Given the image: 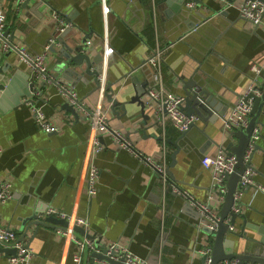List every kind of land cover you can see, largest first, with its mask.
<instances>
[{
  "label": "crops",
  "instance_id": "1",
  "mask_svg": "<svg viewBox=\"0 0 264 264\" xmlns=\"http://www.w3.org/2000/svg\"><path fill=\"white\" fill-rule=\"evenodd\" d=\"M11 2L0 0V8L8 9L6 30L32 52L43 51L57 35L55 12L74 24L63 40L74 46L76 37L87 39L94 47L91 54L102 56L96 64L100 74L75 66L62 77L58 58L51 52L46 61L50 73L75 88L89 107H102L109 126L125 132L140 150L160 159L165 147L174 174L171 178L168 171L170 183L206 201L212 173L202 165V158L226 150L230 141L238 144L237 137L225 132L222 119L250 82L264 86V15L260 24H251L241 15V0L233 4L228 0H29L18 8H12ZM173 6H180L178 13ZM156 49L162 50L163 81L169 91L186 96L189 79L203 80L220 101V112L213 106L192 105L198 119L185 138L148 100L152 68L145 61ZM7 61L25 73L30 71L16 53L0 52V64ZM253 64L262 67L261 75L251 70ZM107 84L116 102L104 95ZM138 85L145 110L132 99ZM39 88L42 96L32 90V100L43 105L57 131L39 127L29 101L21 99L17 107L0 112V174L13 183L12 197L0 204V222L13 228L17 239L33 251L34 263L73 264L77 252L73 240L58 233L62 226L46 220V210L52 206L87 218L89 226L76 235L99 237V249L105 243L121 242L148 264H204L195 250L206 241L213 246L214 236L200 225L199 211L188 197L165 189L152 167L116 147L108 135L102 137L106 147L95 159L100 168L98 192L88 195L89 121L63 108L65 101L55 83L46 81ZM256 125L261 137L252 164L256 180L264 185V103ZM176 148L180 150L171 167ZM240 205L234 230L225 235L224 250L255 256L264 247V192L245 190ZM81 255L82 264H111L90 255L86 259L85 252ZM9 256L0 252V264H20ZM244 264L262 263L247 260Z\"/></svg>",
  "mask_w": 264,
  "mask_h": 264
},
{
  "label": "built area",
  "instance_id": "2",
  "mask_svg": "<svg viewBox=\"0 0 264 264\" xmlns=\"http://www.w3.org/2000/svg\"><path fill=\"white\" fill-rule=\"evenodd\" d=\"M25 0H12L10 3L12 8H18ZM194 2H188V6H192ZM241 15L253 25L261 23L264 15V1L262 0H241L239 6ZM8 9L0 8V52H14L20 62L26 65L27 70L33 76H36V82H53L58 87V94L62 96L65 102L74 106L79 116L88 120L90 125V135L88 138V151L86 155V170L85 180L88 187V195L94 196L98 192V183L100 178V168L96 163L97 155L103 150L106 145L102 141L104 135H108L115 143V146L128 151L134 155L141 163L152 167L160 176L164 188H169L174 193L183 195L189 198V201L200 213V225L207 226L213 232L219 227L221 214L219 206L225 201L228 191L227 174L234 171L238 159L235 154H229L226 150L220 149L213 155H205L202 158V165L209 169L212 173V185L206 201H199L190 197L188 193L181 189L176 183H170L167 163V151H161V158L156 159L154 155L137 148L133 141H131L126 133L120 129L109 126L108 117L104 109L100 106L92 108L89 107L86 101L80 97L77 90L66 84L60 82L54 74L50 73L47 66V58L50 55V44L44 46V50L40 53L32 52L20 39L11 38L9 32L6 33ZM54 20L57 22V32H63L66 28L73 26L71 21L60 15L58 12L54 13ZM162 50L156 49L145 61L146 64L152 68L150 78V85L148 86L147 96L152 108L158 113H161L181 131H185L192 123L198 119L196 114H187L183 106L185 104V96L172 91H169L163 81L162 71ZM251 70L255 75L262 74V67L258 64H253ZM42 80V81H41ZM40 89H36L34 95L42 96ZM264 88L256 81L248 84L245 92L241 94L233 103L229 113L223 117L222 123L226 133L230 136L236 130H242L248 127L251 119V110L255 99L263 94ZM35 96H31L29 105L35 122L39 127L47 132L57 131L59 128L53 124L44 112L43 105L33 102ZM261 137L260 128L257 125L254 127L246 147L243 163L245 165L244 171L240 176L237 188L234 193V204L231 210L235 213L240 212L242 206L240 205L244 192L250 189L254 193L259 191L264 192V185L256 180L257 170L252 164L253 154L256 151L258 140ZM167 148V147H166ZM2 149L0 148V156ZM13 183L11 179L3 177L0 174V204L7 202L12 197ZM47 215H54L59 218H64L68 221L67 226L58 227L57 231L67 237H70L76 244L77 252L73 255V264H82V252H91L99 249L100 238H90L84 236L77 237L75 233V226L87 228L89 220L85 217L74 216L62 210L50 206L46 210ZM225 223L229 224V231L234 230V225L231 224V217L224 219ZM0 244L4 247H15L16 254L9 256L11 262L20 264H37L34 263V253L31 249L26 248L22 241L17 239L16 232L13 228L4 225L0 222ZM107 247V254L114 260L123 259L127 264H148L145 258L134 255L131 249L121 242H111L104 244ZM213 246L209 241H206L202 247L195 251L205 258L204 264L211 263ZM219 264H239L238 259L230 261L225 260Z\"/></svg>",
  "mask_w": 264,
  "mask_h": 264
},
{
  "label": "water",
  "instance_id": "3",
  "mask_svg": "<svg viewBox=\"0 0 264 264\" xmlns=\"http://www.w3.org/2000/svg\"><path fill=\"white\" fill-rule=\"evenodd\" d=\"M264 1V0H262ZM29 2V0H25L23 3L26 5ZM236 0H228L229 4L235 3ZM174 11L176 10L177 13L180 10V6H173L172 8ZM70 28H66L63 32L57 33V35L53 36V40H49L50 44L49 50L50 52L58 58V63L60 64L58 67V73L63 76L67 75L68 73H71L72 67L75 66H85L86 71L88 73L94 74L98 76L100 74L99 66L96 64H99L102 61V56L98 55H92L91 52L93 51L94 47H91L89 45V41L87 42V39L83 38H75L74 46H69L64 40L63 36L70 32ZM9 30H6V33H8ZM58 43H62L61 47H57ZM46 45V44H45ZM94 67V68H93ZM93 68V71L90 69ZM57 78V76H55ZM33 78H37L36 76H33L30 72H24L23 69L19 66H14L13 63L10 61H7L3 64H0V112H3L7 110L10 107H17L20 105L21 99H23V102L30 100V97L32 96V90L37 89V84H45L46 82L38 83ZM136 78H133L135 80ZM202 80V79H201ZM136 81V80H135ZM137 82V81H136ZM96 87L99 88L101 86L100 79L97 77L95 78ZM138 83V82H137ZM140 83V82H139ZM197 83V84H196ZM108 88H111V84L105 85L104 88V95L107 96L109 101L116 100L113 99V93L112 90L108 92ZM136 90V95L133 96L132 99L137 100L140 102L141 106L145 110V103L140 100V94H142L143 90L138 85ZM186 90V96H185V104L183 106L184 111L187 114H195L194 113V107L192 105L199 104L202 107L208 108L209 106H213L216 111H221V108L219 105L218 96L214 95L212 92L213 90H209L203 85V80L200 82H196L193 79H189L186 82L185 86ZM13 101V102H12ZM264 103V91L261 96H258L253 104L252 110H251V119L250 123L247 128L242 130H236L233 132L232 136H235L239 139V142L237 145L234 144L233 141H230L226 151L229 154H235L238 162L235 166V169L232 173L227 174V186L228 191L226 194L225 201L221 207V220L219 223V227L216 231H212L207 226H204L205 229L209 230V232L214 236V242H213V250H212V257H211V263L210 264H219L221 261L225 260H232V259H239V264H244L245 261H254V262H261L264 264V247H261L260 251L257 255H250L247 253L244 254H237L234 251L228 249L224 250V244L228 243V240H225V235L227 232H229V224L224 222V219L228 216L231 217V224L235 223V219L237 218L238 214L233 212L231 210L232 205L234 204V193L237 188L238 182L240 180V176L244 171L245 165L243 163V156L246 150V147L249 143L250 136L252 134V131L254 127L257 124V117L260 111L262 110V106ZM63 108H66L67 110L71 111L74 116L79 119V114L75 110L74 106L65 102L63 105ZM147 116V115H146ZM195 125V123H192L189 128L185 131H182L181 137L185 138L186 134L190 131V129ZM180 148H176L174 152L171 154V160L170 166L173 167L176 163V154ZM171 178L174 177V174L169 170ZM169 189V188H168ZM46 220L49 222H52L54 224H57L59 226H67L69 223L64 218H58L54 215H48L46 217ZM29 227V226H27ZM263 228V226L261 227ZM27 229V228H26ZM78 232H84V228L81 226H75V233ZM90 238H94L95 235H87ZM107 247L102 244L101 250H94L91 252H85V258L90 255L91 258L94 259H100V260H106L111 264H127L123 259L121 260H114L111 258L110 255L107 254ZM0 252L5 253V255H14L16 254V248L15 247H4L0 244ZM205 261V258H203Z\"/></svg>",
  "mask_w": 264,
  "mask_h": 264
},
{
  "label": "rangeland",
  "instance_id": "4",
  "mask_svg": "<svg viewBox=\"0 0 264 264\" xmlns=\"http://www.w3.org/2000/svg\"><path fill=\"white\" fill-rule=\"evenodd\" d=\"M35 81H36V79L35 78H33ZM41 85L40 84H37V89H40L39 87H40ZM263 88H264V86H263ZM78 92V91H77Z\"/></svg>",
  "mask_w": 264,
  "mask_h": 264
}]
</instances>
